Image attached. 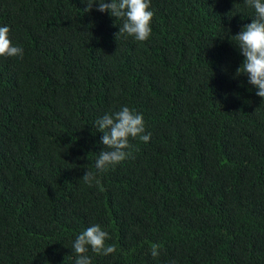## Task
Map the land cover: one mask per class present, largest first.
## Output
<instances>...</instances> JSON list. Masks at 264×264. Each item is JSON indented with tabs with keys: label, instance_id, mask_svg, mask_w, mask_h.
<instances>
[{
	"label": "trees",
	"instance_id": "16d2710c",
	"mask_svg": "<svg viewBox=\"0 0 264 264\" xmlns=\"http://www.w3.org/2000/svg\"><path fill=\"white\" fill-rule=\"evenodd\" d=\"M86 7L0 0L23 49L0 57V264H75L92 225L116 247L89 249L92 264H264V101L236 75L234 37L254 9L151 0L140 42ZM125 106L151 138L89 186L105 148L95 121Z\"/></svg>",
	"mask_w": 264,
	"mask_h": 264
},
{
	"label": "clouds",
	"instance_id": "9594fccd",
	"mask_svg": "<svg viewBox=\"0 0 264 264\" xmlns=\"http://www.w3.org/2000/svg\"><path fill=\"white\" fill-rule=\"evenodd\" d=\"M87 4L85 12H90L93 5L97 10L107 12L111 17L123 21L119 32L127 34L135 40L147 41L152 33L151 21L154 12L150 10L151 0H83ZM245 3L254 9L255 16L252 22L245 25L234 35L237 48L245 57L242 65L237 69L236 75L245 74L249 83L258 89L256 95L264 101V0H245ZM8 26H0V57H23V49L14 46ZM99 132L103 133L101 143L105 146L95 161L96 173L86 171L83 181L92 186L93 181L99 184L98 174L114 168L132 154V140L149 142L151 133H146L143 115L125 106L121 110L105 114L95 121ZM109 233L99 225H92L82 231L73 242L76 254L75 264H92L88 255L89 249L97 255L108 256L116 252L115 245L108 244ZM160 245L151 246V255H160ZM174 264V262H173Z\"/></svg>",
	"mask_w": 264,
	"mask_h": 264
}]
</instances>
